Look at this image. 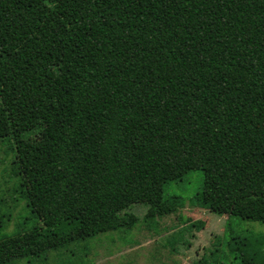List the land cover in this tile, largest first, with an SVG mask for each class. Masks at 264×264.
I'll return each instance as SVG.
<instances>
[{
  "label": "trees",
  "instance_id": "1",
  "mask_svg": "<svg viewBox=\"0 0 264 264\" xmlns=\"http://www.w3.org/2000/svg\"><path fill=\"white\" fill-rule=\"evenodd\" d=\"M9 135L41 226L0 264L175 213L164 186L195 169L199 206L264 222V0H0ZM234 239L264 264L263 235Z\"/></svg>",
  "mask_w": 264,
  "mask_h": 264
},
{
  "label": "rangeland",
  "instance_id": "2",
  "mask_svg": "<svg viewBox=\"0 0 264 264\" xmlns=\"http://www.w3.org/2000/svg\"><path fill=\"white\" fill-rule=\"evenodd\" d=\"M16 156L14 138L0 139V240L41 226L23 192ZM204 182V171L195 169L164 186L165 199L178 197L182 203L175 213L146 217L149 205L135 203L127 209L140 218L132 228L79 239L5 264H198L203 258L206 264H241L239 250L231 248L234 238L264 236V222L218 215L199 206L196 196Z\"/></svg>",
  "mask_w": 264,
  "mask_h": 264
}]
</instances>
